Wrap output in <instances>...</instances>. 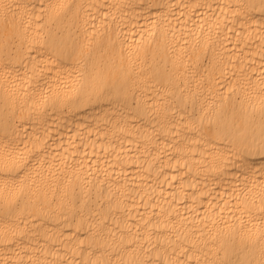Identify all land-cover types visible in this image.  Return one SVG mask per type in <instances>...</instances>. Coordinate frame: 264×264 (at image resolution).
I'll return each instance as SVG.
<instances>
[{"label": "bare ground", "instance_id": "6f19581e", "mask_svg": "<svg viewBox=\"0 0 264 264\" xmlns=\"http://www.w3.org/2000/svg\"><path fill=\"white\" fill-rule=\"evenodd\" d=\"M0 264H264V0H0Z\"/></svg>", "mask_w": 264, "mask_h": 264}]
</instances>
